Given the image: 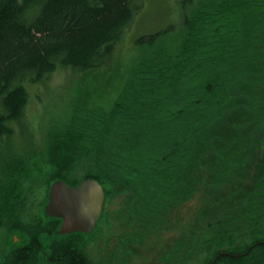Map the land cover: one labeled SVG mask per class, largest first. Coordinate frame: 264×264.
Listing matches in <instances>:
<instances>
[{
    "label": "trees",
    "instance_id": "1",
    "mask_svg": "<svg viewBox=\"0 0 264 264\" xmlns=\"http://www.w3.org/2000/svg\"><path fill=\"white\" fill-rule=\"evenodd\" d=\"M178 1L180 29L140 35L120 82L95 74L108 71L143 0H0V231L7 227L0 264H110L89 255L92 233L60 234L62 220L44 210L50 185L100 181L106 201L98 226L117 221L130 229L123 233L130 245L194 199L205 141L222 139L212 174L224 172L235 188L215 182L226 198L212 213L200 205L151 263L264 264V184L243 200L235 191L262 141L264 0ZM60 67L87 74L86 88L74 89L61 120L46 119L37 144L23 120L29 86ZM239 110L246 115L236 120ZM45 175L38 210H28L29 192ZM112 203L119 208L109 216Z\"/></svg>",
    "mask_w": 264,
    "mask_h": 264
},
{
    "label": "rangeland",
    "instance_id": "2",
    "mask_svg": "<svg viewBox=\"0 0 264 264\" xmlns=\"http://www.w3.org/2000/svg\"><path fill=\"white\" fill-rule=\"evenodd\" d=\"M182 17L183 10L178 0H143L141 9L137 11L134 19L127 25L123 37L115 46L114 55L109 60L110 65L106 67L108 71L107 69L104 71L102 69L95 76L99 77L100 81L116 77L115 81L125 82L126 74L120 75V71L133 63L136 52L139 50L137 45L139 36L171 26L178 30L182 25ZM85 77H87L85 73L81 74L69 67H60L44 83H36L29 86L31 99L23 120L25 119V123L27 121L33 127L32 136L37 141V144L40 143L46 133L43 130V124L46 123V119L51 117V115H55L53 117L58 120L63 118L68 104L71 103L70 98L73 96L74 89L85 86ZM78 90L80 91V89ZM261 96L264 99V92H262ZM243 113L244 111H236L234 113L235 119L237 120ZM244 115H246V112ZM225 125L222 124L220 126L222 132L225 130ZM261 125L262 128L259 130L261 137L259 136V139L262 141L250 161L253 172L243 176V181L237 185L238 190L235 191L238 199L243 200L244 197L251 196L253 191H261L260 184H264V122H261ZM227 141V139L205 141L202 157L199 160L200 172H203L201 176L202 183L198 184L199 187L194 192V199H186L175 207L171 220L166 223V226H162V229L150 228L143 234H140L137 230L138 235L135 236L130 245H127V236H124L123 233L124 228L126 232L130 229L127 230L125 226L115 227L114 225L118 223L117 221L112 226H107L103 222L90 235L89 255L97 261H109L110 264H155L151 262L158 258L163 248L167 247L173 240L175 241V238L183 231L184 226L189 221L192 222V218L200 205L204 202L208 203L209 207L206 212L210 211L212 213L217 208L214 202L220 197L226 198L228 193L213 188L215 182L221 181V184L224 183L222 185L224 190L228 189L229 191L231 187L235 188L236 181L224 175V172H219L217 176H215V173L212 174V169L218 170L216 168L218 163L216 159H219L216 154L218 144L219 142L226 144ZM246 162H249V160H246ZM244 167L242 164L241 168L245 169ZM48 178V175H45L43 180L40 181L41 188H32L30 190L29 198L24 203L28 210H38V204L35 202L41 200L43 191H45L44 184L47 183ZM48 200L49 193L47 203ZM47 203L44 206V210ZM118 208L119 204H110L108 209L109 216H112ZM107 214L106 212L105 215ZM6 229L7 227L5 226H3V229L1 228V236L2 234L5 235ZM13 238L16 242L19 240L16 233L13 234L11 239ZM123 261H127V263H123Z\"/></svg>",
    "mask_w": 264,
    "mask_h": 264
},
{
    "label": "water",
    "instance_id": "3",
    "mask_svg": "<svg viewBox=\"0 0 264 264\" xmlns=\"http://www.w3.org/2000/svg\"><path fill=\"white\" fill-rule=\"evenodd\" d=\"M105 197L103 184L96 179L76 186L58 179L50 187L45 212L62 219L60 234L91 233L102 216Z\"/></svg>",
    "mask_w": 264,
    "mask_h": 264
},
{
    "label": "flooded vegetation",
    "instance_id": "4",
    "mask_svg": "<svg viewBox=\"0 0 264 264\" xmlns=\"http://www.w3.org/2000/svg\"><path fill=\"white\" fill-rule=\"evenodd\" d=\"M91 179H94V178H91ZM86 180H87V179H86ZM96 180H97V179H96ZM105 195H106V194H105ZM105 201H106V197H105ZM104 206H105V203H104ZM103 212H104V208H103ZM45 213H46V212H45ZM102 215H103V213H102ZM48 216H49V215H48ZM49 217H53V216H49ZM56 218H57V217H56ZM101 218H102V216H101ZM101 218H100V220H101ZM61 220H62V219H61ZM100 220H99V222H98V225H99V223H100ZM98 225H97V227H98ZM97 227H96V228H97ZM96 228H95V229H96ZM95 229H94V230H95ZM94 230H93V231H94ZM93 231H92V232H93ZM92 232H91V233H92ZM74 233H75V232H74ZM69 234H71V233H69ZM86 234H90V233H86ZM95 261H96V260H95Z\"/></svg>",
    "mask_w": 264,
    "mask_h": 264
}]
</instances>
